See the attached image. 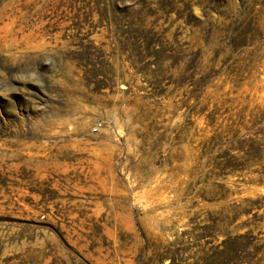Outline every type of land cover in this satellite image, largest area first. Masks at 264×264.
<instances>
[{"label":"rangeland","instance_id":"1","mask_svg":"<svg viewBox=\"0 0 264 264\" xmlns=\"http://www.w3.org/2000/svg\"><path fill=\"white\" fill-rule=\"evenodd\" d=\"M245 233L264 256V0H0V264Z\"/></svg>","mask_w":264,"mask_h":264},{"label":"trees","instance_id":"2","mask_svg":"<svg viewBox=\"0 0 264 264\" xmlns=\"http://www.w3.org/2000/svg\"><path fill=\"white\" fill-rule=\"evenodd\" d=\"M258 238L251 233L236 234L227 237L215 249L213 257L204 250L200 264H264V256L257 246ZM213 258V260H212ZM171 259V258H170ZM173 264V260H170ZM212 263H211V262Z\"/></svg>","mask_w":264,"mask_h":264},{"label":"built area","instance_id":"3","mask_svg":"<svg viewBox=\"0 0 264 264\" xmlns=\"http://www.w3.org/2000/svg\"><path fill=\"white\" fill-rule=\"evenodd\" d=\"M101 128V124H96L93 128V133H98L100 131Z\"/></svg>","mask_w":264,"mask_h":264}]
</instances>
